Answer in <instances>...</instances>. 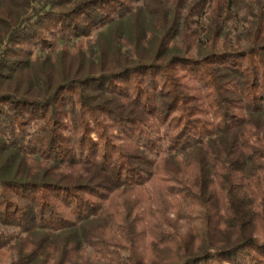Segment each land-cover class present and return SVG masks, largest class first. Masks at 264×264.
I'll return each instance as SVG.
<instances>
[{"label": "trees", "instance_id": "obj_1", "mask_svg": "<svg viewBox=\"0 0 264 264\" xmlns=\"http://www.w3.org/2000/svg\"><path fill=\"white\" fill-rule=\"evenodd\" d=\"M0 264H264V0H0Z\"/></svg>", "mask_w": 264, "mask_h": 264}, {"label": "rangeland", "instance_id": "obj_2", "mask_svg": "<svg viewBox=\"0 0 264 264\" xmlns=\"http://www.w3.org/2000/svg\"><path fill=\"white\" fill-rule=\"evenodd\" d=\"M82 42V45H81V47H82V49L85 51V52H88L89 50V47H90V49H92L93 50V46H94V42H95V35H92L91 37H89V38H85V39H82L81 40ZM88 50V51H87ZM151 189V187L150 188H148V190H150ZM191 224L193 225V224H195V222H191Z\"/></svg>", "mask_w": 264, "mask_h": 264}]
</instances>
